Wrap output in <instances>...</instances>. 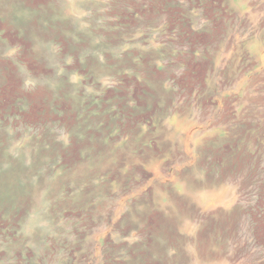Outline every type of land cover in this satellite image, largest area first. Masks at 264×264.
<instances>
[{
  "label": "rangeland",
  "instance_id": "1",
  "mask_svg": "<svg viewBox=\"0 0 264 264\" xmlns=\"http://www.w3.org/2000/svg\"><path fill=\"white\" fill-rule=\"evenodd\" d=\"M0 264H264V0H0Z\"/></svg>",
  "mask_w": 264,
  "mask_h": 264
}]
</instances>
